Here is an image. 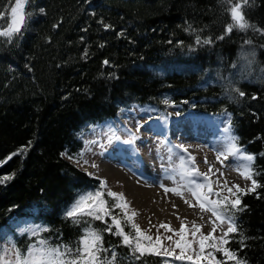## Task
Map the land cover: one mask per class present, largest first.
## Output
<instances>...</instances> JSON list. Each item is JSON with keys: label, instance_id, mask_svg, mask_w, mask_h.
<instances>
[{"label": "trees", "instance_id": "obj_1", "mask_svg": "<svg viewBox=\"0 0 264 264\" xmlns=\"http://www.w3.org/2000/svg\"><path fill=\"white\" fill-rule=\"evenodd\" d=\"M14 6L15 0H0L5 27ZM225 7L220 0H28L22 31L11 42L0 37V161H6L0 178L12 177L0 183V239L11 236L23 250L35 238L17 228L41 225L49 229L41 238L52 245L76 247L87 225L64 213L101 182L77 166L83 135L134 107L165 120L173 110L204 115L226 127L230 116L232 134L256 157L254 178L264 185V35L234 29L217 39L230 22ZM245 15L264 29V0ZM197 34L213 43L197 45ZM21 148L27 151L12 155ZM213 184L220 196L212 200L236 198ZM250 186L249 180L240 188ZM237 195L243 211L234 214L243 236L229 234L225 247L246 264H264V187ZM91 227L102 231L105 224ZM103 240L115 248L118 264H162L156 256L132 261L115 235L104 232Z\"/></svg>", "mask_w": 264, "mask_h": 264}, {"label": "snow or ice", "instance_id": "obj_2", "mask_svg": "<svg viewBox=\"0 0 264 264\" xmlns=\"http://www.w3.org/2000/svg\"><path fill=\"white\" fill-rule=\"evenodd\" d=\"M220 2L226 6L225 12L228 14L230 22L225 25L224 35L217 37V39H224L234 29L241 32L252 29L264 35V29L252 24L245 15V8L251 7L255 0H220ZM27 3L28 0H15V6L11 7V23L6 27L0 24V29H3L0 30V37L7 38L11 42L13 36L22 31L25 23V16L22 10ZM41 11L43 12V9ZM3 15L4 12L0 11V17ZM105 27L110 26L106 25ZM186 30L195 32V29H192L191 25ZM195 43L197 45H210L213 43V40L211 37L202 39L197 34ZM245 43L251 44L252 42L251 40H247ZM103 63L107 65L109 62L105 60ZM235 91L241 97L245 95L239 89ZM164 103L167 104L168 100H165ZM125 131L129 133V139L124 141V143L134 145L136 139L139 137L135 133H132L130 129H125ZM224 133L225 141L222 148L217 152L216 159L223 164L224 159L232 156L237 161L236 170L244 179L251 181V186L246 190L240 188L239 185H234L236 192H233L231 187H227V182H225L224 187L227 188L231 196L236 197L235 199H230L228 196L217 200L210 199L211 195L220 196V193L215 192L212 187V184L216 183V181L207 182L208 174L199 171L196 157L183 144L173 145L169 148V152H172L173 149H180L183 153L187 154V157L179 155L180 180L176 181L175 186L171 188L166 187L162 182L160 183V187L164 189L165 193L172 192L184 198L185 204H188L189 207L198 206L202 212L212 213L214 217V219L210 220L212 230L208 234H204L201 231L202 225H197L193 221L192 229H189L183 223H181V227L178 230L171 228L169 224L162 223L160 225L166 231L173 232L178 237L177 239H174L172 235L163 237L159 234V229H157L158 234L153 237L149 234L150 229H141L140 225L135 222L138 212L131 209L130 202L127 201L124 193L112 191L108 188L107 181L101 180L100 187L95 192H87L80 195L64 213L65 219L71 220L73 224L78 225L83 221L87 225L83 228L76 247H72L69 244L52 245L49 240L41 238V233L49 231V229L41 225L17 228L19 235L28 234L30 238L35 239L22 250L11 236L4 237L5 242L0 243V264H118V254L115 248L110 250L104 247V232L120 238L121 245L129 249L132 261H140L145 256H156L162 258V264H172L173 261L187 262V264H227V261H234L235 264H246L245 260L238 258L236 252L225 247L229 243L227 239L229 234L238 233L240 236H243L242 233H239L234 214L237 211H243V207H241L242 201L237 192L244 195L254 193L258 188L264 187V185H261L254 178L259 175L253 167L256 157L244 152L239 147V138L232 134L230 116L228 117L227 127L224 128ZM109 139L119 141L121 138L113 133ZM87 143H96V141ZM26 151L27 148H21L17 153H13L12 155ZM85 151H91V148H86ZM133 151L137 150L133 148ZM62 155L65 154L62 153ZM78 155L82 159L84 152L82 151ZM261 155H264V153H261ZM221 157L224 159H221ZM8 159H11V156ZM69 159H72V157H69ZM5 162L0 161V163ZM85 163H87L86 160ZM205 163H208L207 158H205ZM92 166L97 167L95 164ZM209 171H212L211 165ZM217 171L219 170L217 169ZM165 173L166 179L175 181V176L168 174L167 169H165ZM88 175L93 174L88 173ZM201 177L204 178L206 183L199 182ZM11 178V176L2 177L0 178V183H4ZM205 188H207V192L202 191ZM185 192L195 198L198 204L192 205L185 198ZM105 196L112 199L111 205H109V200L105 199ZM174 207L176 206L174 205ZM116 209H119V212L114 214V210ZM229 212L232 214H228ZM84 218L88 219L85 220ZM93 221L103 222L105 228L101 231L91 227ZM218 225L220 227L227 225V230L219 237L213 235ZM125 228L128 231H125ZM197 233H200L199 237H197ZM189 234L192 237L191 239H189ZM165 239L170 244L165 245ZM240 243L243 247L244 240L241 239ZM194 245L197 247H194ZM177 249H179V254H177ZM206 249H210V251L206 253ZM109 252L111 253L110 256L102 255ZM216 252H221L224 259H216L214 255Z\"/></svg>", "mask_w": 264, "mask_h": 264}, {"label": "rangeland", "instance_id": "obj_3", "mask_svg": "<svg viewBox=\"0 0 264 264\" xmlns=\"http://www.w3.org/2000/svg\"><path fill=\"white\" fill-rule=\"evenodd\" d=\"M148 114L149 111L134 107L129 111L119 113L112 122L91 128L83 135L84 155L77 162V166L87 173H92L91 176L106 180L108 188L112 191L124 193L127 201L130 202L131 209L138 212L135 222L140 225L141 229H150L149 234L153 237L158 234L157 229H159V234L163 237L172 235L174 239H177L178 237L173 232L166 231L160 225L162 223L169 224L171 228L178 230L183 223L192 229L193 221L197 225H202L201 231L208 234L212 230L210 223V220L214 219L212 213L202 212L198 206L189 207L188 204H185L184 198L172 192L165 193L164 189L160 187V183L171 188L175 186L176 181L180 180L179 155L187 157V154L180 149H173L172 152H169V148L173 145L183 144L196 157L199 171L208 174L207 182L209 179H213L216 181V188L226 191L225 182H227V187H231L233 190H235L234 185L236 184L246 188L249 180L244 179L236 170L237 161L232 162V156L227 159L221 157L224 159L223 164L216 159L217 152L225 141V121L216 122L191 114L177 115L174 110L171 118L167 120L158 119ZM170 125L171 133L168 130ZM127 128L139 137L134 145L124 143L129 139V133L125 131ZM202 131L209 133L212 137V131L221 133L224 140L221 139L220 147L213 148V141H211L212 147H209L207 143L192 138L193 135ZM113 133L121 139L119 141L110 140ZM91 141H96V143H87ZM89 147L91 151H85ZM133 148L137 151L134 152ZM205 158L208 163H205ZM93 164L97 167H93ZM210 165L212 171H209ZM165 169L168 170V174L175 176V181L165 178ZM199 182L206 183L203 177ZM202 191L207 192V188ZM185 198L192 205L198 204L196 199L187 192H185ZM210 199H212V195ZM158 207L159 209H157ZM226 229L227 225L223 227L218 225L213 235L219 237ZM199 235L200 233H197V237ZM191 238L189 234V239ZM3 242L5 239H0V243ZM164 243L165 245L170 244L166 239ZM194 247L197 246L194 245ZM176 251L179 254V249Z\"/></svg>", "mask_w": 264, "mask_h": 264}, {"label": "bare ground", "instance_id": "obj_4", "mask_svg": "<svg viewBox=\"0 0 264 264\" xmlns=\"http://www.w3.org/2000/svg\"><path fill=\"white\" fill-rule=\"evenodd\" d=\"M193 139H197V140H201L203 143H207L209 145V147H212V144H211V141L214 140V138L212 136L209 135V133H206L204 131H202L201 133H198L196 135H193L192 136ZM232 162L236 161L235 158H232L231 159ZM237 163V162H236ZM230 164V162H229ZM236 167V166H235ZM162 175V174H161ZM153 176V175H151ZM153 180H154V177H153ZM160 180V179H159ZM160 183V182H159ZM165 204V203H164ZM158 205V204H157ZM156 205V206H157ZM163 205V204H162ZM160 207V206H159ZM159 207L157 209H159ZM160 212V211H159ZM162 213V211H161Z\"/></svg>", "mask_w": 264, "mask_h": 264}]
</instances>
